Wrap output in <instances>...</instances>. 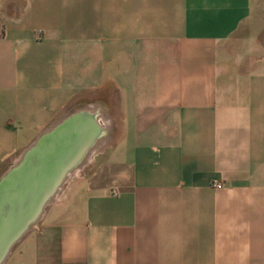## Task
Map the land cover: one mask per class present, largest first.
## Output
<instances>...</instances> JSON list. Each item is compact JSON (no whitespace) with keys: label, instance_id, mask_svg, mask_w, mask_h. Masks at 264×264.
I'll use <instances>...</instances> for the list:
<instances>
[{"label":"crops","instance_id":"0c3cea01","mask_svg":"<svg viewBox=\"0 0 264 264\" xmlns=\"http://www.w3.org/2000/svg\"><path fill=\"white\" fill-rule=\"evenodd\" d=\"M72 110L103 135L4 264H264V0H0V178Z\"/></svg>","mask_w":264,"mask_h":264},{"label":"water","instance_id":"95a60500","mask_svg":"<svg viewBox=\"0 0 264 264\" xmlns=\"http://www.w3.org/2000/svg\"><path fill=\"white\" fill-rule=\"evenodd\" d=\"M103 131L72 110L43 132L0 178V264L38 223L68 176L79 169Z\"/></svg>","mask_w":264,"mask_h":264},{"label":"bare ground","instance_id":"6f19581e","mask_svg":"<svg viewBox=\"0 0 264 264\" xmlns=\"http://www.w3.org/2000/svg\"><path fill=\"white\" fill-rule=\"evenodd\" d=\"M92 111V110H91ZM90 111V112H91ZM79 113H81V112H78V114ZM82 113H86V114H88V115H90V116H92V117H94L95 118V116H93V113H89V111L88 112H82ZM100 113V112H99ZM103 115V114H102ZM100 118V117H99ZM107 118V117H106ZM98 119V118H97ZM97 119L95 118V121H96V123H97ZM98 124V123H97ZM99 126V125H98ZM101 130H103V129H101ZM103 134V133H102ZM98 148V147H97ZM93 150L94 149H92V151L90 152V154H88V156L86 157V159H85V162L87 161V158L92 154V152H93ZM57 199V198H56Z\"/></svg>","mask_w":264,"mask_h":264}]
</instances>
